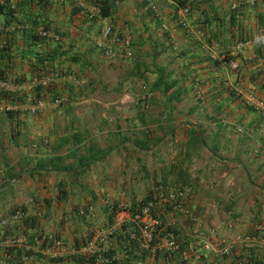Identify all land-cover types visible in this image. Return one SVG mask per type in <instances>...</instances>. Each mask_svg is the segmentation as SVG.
I'll use <instances>...</instances> for the list:
<instances>
[{
	"label": "crops",
	"instance_id": "obj_1",
	"mask_svg": "<svg viewBox=\"0 0 264 264\" xmlns=\"http://www.w3.org/2000/svg\"><path fill=\"white\" fill-rule=\"evenodd\" d=\"M110 1V15L95 21L81 7L89 0H40L16 8L11 19L0 14V24L28 27L0 34V42L4 35L11 41L9 77L27 82L28 63L56 52L46 71H67L78 81L54 78L55 94L67 100L57 106L41 102L36 114L19 117L17 133L0 109V139L7 148L0 149L3 230L17 234L10 215L21 208L33 226L61 239L66 255L80 253L68 255L76 263L91 255L80 243L98 228L110 223L118 235L129 224L125 211L108 215L107 207L129 204L172 167L190 182L193 214L188 223L179 213L162 216L201 258L164 261L150 255L135 264L264 257L257 241L243 239H264V116L241 99L252 94L264 102V45L240 48L235 70L220 64L239 37L254 41L256 32L264 33V0H199L184 15L185 26L172 0H150L156 13L147 0ZM106 25L112 35L129 39L128 55L102 37ZM40 26L58 41L30 40L27 32ZM22 84L29 97L34 84ZM164 85L170 87L165 94ZM174 92L178 100L171 99ZM114 240L111 249L124 262L127 247ZM30 264L49 261L40 257Z\"/></svg>",
	"mask_w": 264,
	"mask_h": 264
},
{
	"label": "built area",
	"instance_id": "obj_2",
	"mask_svg": "<svg viewBox=\"0 0 264 264\" xmlns=\"http://www.w3.org/2000/svg\"><path fill=\"white\" fill-rule=\"evenodd\" d=\"M17 0H0V7L8 5L9 9L14 8V4ZM47 3H59L63 2V0H42ZM82 1L83 0H77ZM180 2L185 1L186 3H193L199 0H178ZM176 7V15L178 16V22L181 26H185L184 24V15L187 13L188 9L186 6L179 7L178 4L175 3V0H172ZM147 7L152 13H156L157 9L156 6L150 1L147 0ZM82 10L85 11L89 18H96L101 19L99 14V8L91 3L82 5ZM11 24H0V34H8L15 30L16 28L18 31H27L28 27L25 24H19L16 26H10ZM111 27L106 25L103 29H101L100 34L105 39L110 38L111 41L120 47L122 52L128 55L129 50V39L127 37L117 36L111 34ZM34 33L37 37L41 39H47L53 42L58 41V35L54 33L52 30L44 28V27H37L34 30ZM264 38H259L258 40L254 41H241L235 43L232 47H230L226 55H222L220 59V64L223 67H229L232 70L237 68V63L233 58L237 57V52L240 48L244 45L248 44H263ZM5 40L3 39L0 42V48L5 46ZM100 44L98 43V46ZM61 80L69 81L71 80L74 85H78V81L71 77H61ZM50 79L42 78L40 80L41 85L48 84ZM28 85H15L10 84L8 82H4L0 80V91H6L10 93H16L20 91L28 90ZM243 103L253 109L259 111L261 115L264 116V102L256 98L252 94H245L242 96ZM67 97L64 95H60L59 97L55 98L51 103L53 106H57L58 104L65 102ZM42 104L38 102L35 106L32 105H25V106H13L10 104H1L0 109L4 111H11L14 109H21L20 111H26L27 113L35 112L38 107ZM187 194H189V188L184 187L181 190L175 192V196L178 198H184ZM161 198V197H160ZM162 203H174V196L170 194L168 197L161 198L160 200ZM127 207L126 203L120 205V208ZM172 212L175 213H183V215H187L186 211H182L180 207L174 203ZM80 214L82 212H79ZM162 216V215H161ZM25 220L24 214L20 210H15L10 215V221L18 224V231L17 234H5L3 228L6 227L7 222L4 220L0 221V264H30L32 260L36 258H45L49 262L62 259L64 257L68 258V255L74 256V253L80 254L78 252H74L73 254L66 255L64 246L62 241L56 234L53 233H46L40 231L35 226L26 227V225L22 226V221ZM175 220V219H174ZM164 225L162 224L160 216L150 210V206H144L140 210V218L138 220H132L129 218L130 227L125 228L124 231L120 228V232H124L127 236V239L130 241H135L139 245V248L143 249L144 252L147 254L153 255L156 252H167V253H176L178 251V243L176 241L175 236L170 232L165 230L168 226H171L170 222L164 221ZM127 223V225H129ZM122 227V226H121ZM160 227H163L162 231L163 236L159 238L157 241L153 242L152 235L153 233ZM172 227V226H171ZM97 233L95 236L92 237L91 240L86 241L83 245V251L86 253L91 254L93 256V264H110L113 261L118 260V255L111 249L109 244V239H115L113 234V228L107 226L106 228H98ZM246 242L257 241V247L261 249L264 253V239L263 240H254L251 237L243 238ZM207 246V247H205ZM204 249L208 248V245H205ZM127 250V249H126ZM18 251H22L24 253H28L25 255L24 253L20 254L19 256L16 255ZM111 251V252H110ZM186 252H189V249H185L184 252H180L181 257H186ZM81 255V254H80ZM191 255L194 259H198L200 256L199 252H191Z\"/></svg>",
	"mask_w": 264,
	"mask_h": 264
},
{
	"label": "trees",
	"instance_id": "obj_3",
	"mask_svg": "<svg viewBox=\"0 0 264 264\" xmlns=\"http://www.w3.org/2000/svg\"><path fill=\"white\" fill-rule=\"evenodd\" d=\"M7 1V0H6ZM40 1V0H23V1H18L16 2L15 6L13 9H9L8 5L1 6L0 7V14L3 16H9L11 17L14 16L16 13V8L17 11L20 8H23V6H32L35 2ZM91 4L97 6L99 8V14L100 17L105 18L110 15V0H91ZM175 3L178 4L179 7H184L186 6L188 11L191 9V5L193 3H186L185 1L180 2L178 0H175ZM28 20V19H26ZM45 27V26H44ZM262 30L264 31V25H261ZM260 29V27L258 28ZM27 34L30 35V40L35 41L38 39V37L32 33L31 31L27 32ZM252 37V36H251ZM254 40H258L259 38H264V33L262 32H256L254 34ZM7 38V35H4V40ZM250 37L244 36V37H239L237 41H252V39H249ZM236 41V42H237ZM6 43V41H5ZM11 44V41L8 40L6 43V46H2L0 48V80L1 81H6L10 84H15L19 85L22 83H32L33 88L32 90L29 91L28 96H25V91H20L16 93H10L6 91H0V105L5 103V104H10L13 106H25V105H32L35 106L38 102H52L55 98L59 97L60 95L55 94L52 86H51V81L55 79H61V77H72L71 74H68L69 72L67 71H60L58 73H55L54 70L52 69L53 74H51L49 71H46L45 63L47 62H52L55 57H57L56 52H51L50 54L46 55H40L36 56L34 61L28 63V71L30 73V77L28 78V81L25 82V79L22 77H9L8 76V68L11 63V57L8 54V48ZM264 45V43H263ZM257 49L261 48L260 46L256 47ZM226 55V53L224 54ZM71 60H74L71 58ZM42 78H48L50 79V82L45 85H41L40 80ZM170 89L169 86L164 85L162 92L165 94L168 92ZM178 92H174L171 95V99L178 100ZM24 98V99H23ZM37 111V110H36ZM4 113L7 114L8 117L12 119L11 124L13 123V129L11 132L15 131V133L18 132L16 127H19V117L22 116L23 114H26V111H20L19 109L11 110V111H4ZM37 112L29 113L28 114H36ZM66 141V139H64ZM160 180L156 181V179H152L153 186L149 187L141 196L137 198H132L129 201V204L125 208H117L115 205L111 207H107L108 209V215L113 214L115 212H119L121 210L125 211L127 215L129 216L130 219L132 220H138L140 218V210L144 206H150V210L153 212L157 213L162 221V224L164 225V217L161 215H164L166 213H171L173 209L174 203L177 204L182 211H186L187 215H183V213L179 212V215H183L186 217V220L184 223H188V218H190L191 214H193L190 211V191L189 194H187L184 198H178L175 196V192L181 190L183 187H189L191 188L190 182L186 179L185 173L182 171V173L176 172L172 170V167H169V170H163L160 173ZM174 175V176H173ZM170 194L174 196L175 202L172 203H162L160 200L161 198L168 197ZM161 197V198H160ZM17 209V208H16ZM19 210L22 211L21 208H18ZM15 210V209H14ZM13 212V211H12ZM179 217V216H178ZM176 219V218H175ZM21 225L26 227L33 226V220L31 217L27 216L25 220L22 221ZM16 226V225H15ZM130 227L129 225H125L121 227L122 231H124L125 228ZM163 227L158 228L152 235V240L153 242L157 241L159 238L163 236L162 231ZM165 230L170 231L176 238V235L178 234V230L174 228L173 226H168ZM5 234H9L4 230ZM179 239L177 241L178 243V251L176 253H167V252H156L153 254V258L161 257L164 261H170V260H175L176 257L181 258L180 252H184L186 249V245L188 243L186 237L184 235L178 234ZM255 236V235H254ZM114 242H116L118 245L123 244V249L124 247H127V250L123 253L127 255L128 258L125 259L124 262L121 261V259H118L117 261H113L110 264H135L138 261H142L143 258L145 257H150V254H147L144 252L143 249L139 248V244L135 241H130L127 239V236L125 235L124 232H120V234L116 235ZM82 246L85 244L84 241H81L80 245ZM111 252V251H110ZM24 252L18 251L16 253L17 256L22 254ZM25 255H28V253H24ZM175 258V259H174ZM201 258V257H200ZM264 257H260L259 255H250V256H239L234 259H232L229 264H263ZM49 264H93V256H89L87 258H80L77 260L76 263H74L73 259H69L65 257V259H56L53 261H50ZM99 264V263H97Z\"/></svg>",
	"mask_w": 264,
	"mask_h": 264
},
{
	"label": "clouds",
	"instance_id": "obj_4",
	"mask_svg": "<svg viewBox=\"0 0 264 264\" xmlns=\"http://www.w3.org/2000/svg\"><path fill=\"white\" fill-rule=\"evenodd\" d=\"M90 1H91V0H89V3H90ZM101 18H102V17H101ZM89 19H90V20H93V21L96 20V18H89ZM40 27H43V26H40ZM44 28H46V27H44ZM47 29H48V28H47ZM20 32H22V31H20ZM28 32H29V31H28ZM33 33H34V31H33ZM34 34H35V33H34ZM35 35H36V34H35ZM36 36H37V35H36ZM38 39H41V38L38 37ZM45 40H47V39H45ZM183 188H184V187H183ZM187 188H189V187H187ZM189 190H190V189H189ZM126 204H127V203H126ZM127 205H128V204H127ZM117 208H120V207H117ZM15 210H19V209H15ZM15 210H14V211H15ZM14 211H13V212H14ZM20 211H21V210H20ZM121 211H123V210H121ZM13 212H12V213H13ZM21 212H22V211H21ZM109 225H110V223H108L107 226H109ZM120 231H121V230H120ZM187 245H188V244H187ZM187 245H186V249H189V252H186V255H189V254H190V256H192V255H191V252H197V251H193V249H192V248H189ZM200 256H201V254H200ZM200 256H199V258H200ZM199 258H198V259H199ZM49 263H50V262H49Z\"/></svg>",
	"mask_w": 264,
	"mask_h": 264
},
{
	"label": "rangeland",
	"instance_id": "obj_5",
	"mask_svg": "<svg viewBox=\"0 0 264 264\" xmlns=\"http://www.w3.org/2000/svg\"><path fill=\"white\" fill-rule=\"evenodd\" d=\"M0 138H2V137H0ZM0 149H7L6 147H4L3 145H2V140L0 139Z\"/></svg>",
	"mask_w": 264,
	"mask_h": 264
}]
</instances>
